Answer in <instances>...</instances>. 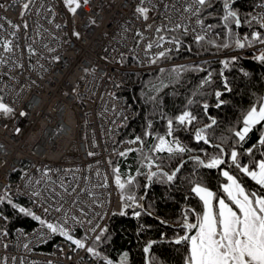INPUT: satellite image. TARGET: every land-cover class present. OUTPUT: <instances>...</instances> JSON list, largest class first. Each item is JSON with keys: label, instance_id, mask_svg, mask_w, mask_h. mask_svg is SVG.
Listing matches in <instances>:
<instances>
[{"label": "built area", "instance_id": "2783aa9c", "mask_svg": "<svg viewBox=\"0 0 264 264\" xmlns=\"http://www.w3.org/2000/svg\"><path fill=\"white\" fill-rule=\"evenodd\" d=\"M23 2L26 0H0L6 9H0V17H4L0 24L4 29H8L9 20L14 24L21 23L19 12ZM190 2L144 0V6L150 9L149 19L144 21L137 18L134 11L139 0H90L88 7L78 11L73 24V17L63 8L61 0H33L24 17L29 24L27 34L23 28L17 32L14 45L18 44L19 48L14 47L13 53L3 54L5 60L0 63V97L15 109L13 116H0V193L9 186L7 190L14 202L24 201L28 208L50 222L62 218L65 212L69 218L76 216L84 221L82 226L75 225L74 234L78 237L83 236L89 227L86 221L94 219L97 213L107 215L104 220L94 219L92 226L107 224L111 213L119 207V194L112 183L108 162L128 147L126 141L117 142V136L124 120L132 114L130 104L119 93L120 89L128 81L130 73L164 65L149 64L143 51V46L155 39V27L164 25L172 28L177 23L188 24L189 38H192V28L199 31L194 18L190 20L183 11ZM261 5L264 4L255 6L256 14L264 13ZM49 7L56 13L55 17L46 11ZM90 18L95 20V24L88 23ZM49 19L54 23L49 24ZM56 23L62 25L60 30L54 27ZM149 24L153 25L152 29L147 28ZM73 27L80 32L79 39L71 36ZM137 30L145 37L140 47H136L139 39L135 35ZM178 31L183 33L182 28ZM161 34L171 38L169 32ZM4 35L6 32L0 30V36ZM212 35L211 30L207 38ZM29 45L36 55L29 56ZM45 45L56 51L49 52ZM129 49L133 51L129 52ZM156 50L153 47L151 51L154 53ZM121 53L124 61L117 63ZM53 55H59L60 60L53 61ZM133 56L143 63H137ZM17 63L22 67H16ZM21 111L27 115L20 117ZM17 127L21 129L19 133L16 132ZM89 151L96 155L88 156ZM45 166L61 170L79 168L80 171L53 172L51 179L56 183L52 185L37 172ZM61 176L65 177L63 183L69 186V191L72 187L77 189V193L80 188L92 189L93 198L101 206L93 204V198L86 192L80 194L79 202L74 205L72 200L75 197L65 195L59 187ZM84 177L89 178L87 182ZM104 177L108 178L109 186L106 189L94 187L102 183ZM37 180L41 183L36 184ZM32 191H39L40 195L31 197ZM57 192L59 197L55 195ZM33 200L36 202L32 203ZM59 204L63 205L61 213L51 210L47 215L43 213V207ZM81 209L87 215L82 214ZM2 217L0 213V264L94 263L84 251L72 252L59 235L49 237L38 221L31 230H9ZM73 223L69 220L70 226ZM3 231L8 235H3ZM38 236L42 238L38 239Z\"/></svg>", "mask_w": 264, "mask_h": 264}, {"label": "snow or ice", "instance_id": "6c2138e0", "mask_svg": "<svg viewBox=\"0 0 264 264\" xmlns=\"http://www.w3.org/2000/svg\"><path fill=\"white\" fill-rule=\"evenodd\" d=\"M213 2L214 0H191L184 7L183 11L188 14L190 20L194 18L195 25L199 28V31L196 28L191 29L193 42L198 46L206 42L218 50L229 48L244 50L260 45L259 54L254 53L251 59L260 65H264V32L253 29V25L256 24L259 29L264 30V13H257L256 15L249 13L242 18L239 11L234 8V0H222V15L217 18L224 30V40L223 43H217L216 40H208L207 38L208 32L216 25L207 24L205 26L204 19L205 12L213 7ZM32 3L33 0H26V2L20 4V24H14L9 20L7 21L8 29H4V26L0 24V30L6 32V35L0 36V49L3 50L0 53V63L5 60L3 54L13 53L14 47L19 48L18 44L14 45L17 32L23 28L25 34H27L29 24L24 17L30 10ZM62 4L66 12L73 17V24H75L74 18L78 11L88 7L90 0H62ZM40 7L43 8L44 5L41 4ZM261 7H264V5H261ZM0 9H5V5L0 4ZM46 11L55 17L56 13L51 7L47 8ZM134 11L137 14V18H142L144 21L149 19L148 13L150 9L144 6V0H139V4ZM37 15H39V10H37ZM0 19H4V17H0ZM48 23L53 24L54 21L49 19ZM88 23L95 24V20L90 18ZM242 24H247L251 30L245 33L243 37L239 33H234L232 27L234 25L236 29H239ZM54 27L60 30L62 25L56 23ZM147 28L152 29L153 25L149 24ZM181 28L184 36L189 35L188 24L177 23L172 28H167L164 25L155 27V39L149 40L143 46V51L149 64L154 65L162 59H171L170 54L173 50L176 52L180 51L183 44L180 38L175 35L168 38L161 33L176 32ZM45 31L47 30L45 29ZM36 35L39 36L40 33L37 31ZM80 35V32L73 27L71 36L79 39ZM135 35L139 37L136 40V47H140L141 41L145 37L139 30L135 32ZM153 47L157 49L154 53L151 51ZM45 48L49 52L56 51V49L49 48L47 45H45ZM27 51L29 56L36 55L35 50L30 45ZM132 51L133 49H129V52ZM188 51H191V47L188 48ZM133 59L137 63H143L136 56H133ZM240 59L241 57L232 55L230 58L219 61L220 65H222L219 75L223 91L217 89L214 93H208V95L214 94V106L217 109L228 103V101L223 99L224 94L233 91L228 77L225 76L224 69L236 65ZM52 60L59 61L60 56L53 55ZM123 61L124 54L121 53L117 63H123ZM16 67H22V65L17 63ZM41 67L43 66L41 65ZM186 67H191L195 71H205V69L197 65H177L170 70L160 68L159 71L160 73L168 71L170 79L178 83L181 73L186 70ZM84 71L87 72L88 69H84ZM239 71L244 77L250 75L243 68H240ZM212 77L213 73L208 71L207 75L200 81V87L211 85L213 83ZM161 87H167V85L161 82ZM72 91L75 92V89ZM156 91H159V88ZM151 99L155 101L157 98L151 97ZM193 103L194 101L189 99L184 110L172 117H166L161 113V119H166L167 121L164 135H153L150 131L153 127V122L148 120L143 136L136 135L134 139H129L125 142L128 147L118 154L121 157H127L131 152L137 153L139 167L134 175L131 173L122 175L119 165L113 167L112 162H108L112 172V183L119 194L118 210L113 211L111 215L124 217L129 214V209H131V217L138 222L143 215H146L158 221L165 228H172L173 235L171 238H169L166 231H161L159 239L149 238L146 241H140L143 244L144 264H158L157 258L151 254V249L156 244L164 243L183 247V264H264V95L256 96L250 106L241 111L236 125L228 129L231 135L220 137L219 142H214L212 136V130L218 124V121L209 115L210 104L204 102L201 105L204 116L207 119V122H204L200 117L188 110V106ZM14 113L15 109L5 103L3 97H0V116L7 118L13 116ZM19 115L24 117L27 113L21 111ZM200 124L202 126H198ZM181 130L189 133L190 141H193L194 145L190 146L188 143H184L176 135ZM254 130L259 133L257 141L250 147H245L249 134ZM20 131L21 129L17 127L16 132L19 133ZM144 138L153 140L152 144L147 145V151L144 150ZM133 145H138V147H133ZM201 145L207 146V148ZM93 146H95L94 143ZM208 148L212 149V151L209 152ZM257 153H259V157H257ZM87 155L91 157L96 155V153L89 151ZM245 156L248 157L247 163L242 162V157ZM185 157H187V160ZM174 160L176 161L175 165L172 164ZM189 161L194 165L193 176L196 175L198 169H215L217 171L218 177L222 179H218L216 191L203 184L201 179H189L188 192L198 200L199 207H182L179 218L175 221H169L156 215L155 201L145 203L148 199L149 190L154 184H166L171 189L173 182L178 179L179 174ZM60 171L65 173L79 172L80 169L61 170L47 166L43 170L37 169L42 179L52 185H55L56 181L51 179L50 174L53 172L59 173ZM97 175H99V172H97ZM141 176L144 177L143 183L138 179ZM245 177L253 182L255 187H249L243 179ZM64 179L65 177H60L61 183L59 187L63 189L65 195L75 197L72 200L74 205L79 202V197L82 193L86 192L90 198L94 197V193L90 188H80L79 193H77V189L72 187L71 191H69V186L63 183ZM76 179L78 180L79 177ZM88 179V177H84L86 182ZM35 183L40 184L41 181L37 180ZM108 186L107 177H104L102 183L94 185V187L105 189ZM8 187L6 186V190L0 193V204L6 203L17 213L38 221L41 228L47 230L49 237L59 235L68 243L72 252L77 250L84 251L95 264H129V253L127 251L121 252L119 259L114 260L101 250L102 245L111 240L109 229L107 225L102 227L99 223H96L95 226L92 225L94 219L104 220L107 213L105 215L97 213L94 219H88L86 222L89 227L83 236L78 237L74 234L75 225L79 224L82 226L84 221L79 220L76 216L69 218L65 212L62 218L50 222L37 215L33 209L15 203L13 197L9 195ZM49 191H52V189H49ZM189 194L184 196L185 201L189 200ZM39 195V191L30 193L31 197ZM55 195L59 197L60 193L57 192ZM35 202V200L32 201V203ZM93 204L97 207L101 206V203L94 198ZM50 210L61 213L63 205L43 207L45 215L49 214ZM81 211L82 214L87 215V213H83L82 209ZM2 218L5 221L8 219L7 216ZM69 220L74 222L71 226L69 225ZM151 227V225L138 223L137 236L139 237L140 233L148 232ZM2 234L8 235L6 231H3ZM37 238L41 239L42 237L38 236ZM25 247L27 248L28 245H25Z\"/></svg>", "mask_w": 264, "mask_h": 264}, {"label": "trees", "instance_id": "16d2710c", "mask_svg": "<svg viewBox=\"0 0 264 264\" xmlns=\"http://www.w3.org/2000/svg\"><path fill=\"white\" fill-rule=\"evenodd\" d=\"M257 4H264V0H234V8L239 11L242 18L249 13L256 15L254 9ZM219 15H222V0H214L213 7L204 14L205 25H216L212 29L213 35L208 40H216L217 43H223L224 30L219 24L217 18ZM232 27L233 32L239 33L241 37L251 31L247 24H242V27L239 29H236L234 25ZM253 29L264 32L256 24L253 25ZM169 35H175L182 40L183 44L180 51L172 52L170 54L171 59H162L157 63L164 64L163 66H158L147 71L130 73L128 81L120 89L119 93L125 96L130 104L132 114L124 120L119 128L117 142L134 139L136 135L143 136V131L147 126L148 120L153 122V127L150 129L153 135H164L167 121L166 119H161V113L166 117L177 115L184 110L189 99H192L194 103L188 106V110L192 111L204 122H207V119L204 116L201 105L204 102L210 104L209 115L218 121V124L212 130V136L214 142H219L220 137L231 135L228 129L236 125L241 111L247 109L256 96L264 95V65H260L251 59L254 53L259 54L260 45L244 50H235L234 48L218 50L206 42L198 46L193 42L192 38L184 36L178 30L171 32ZM189 47H191V51H188ZM230 53L241 57V59L236 65L224 69L225 76L228 77L233 91L224 94L223 99L228 101V103L217 109L214 106V94L208 95V93H214L217 89L223 91L219 75L222 65H220L219 61L224 58H230L232 56ZM220 54L225 56L217 58L216 56ZM177 65H197L205 69V71H195L191 67H186V70L181 73L178 83L170 79L168 71L164 73H160L159 71L160 68L170 70ZM240 68L249 72L250 75L244 77L239 71ZM208 71L213 73V83L201 88L200 81L207 75ZM161 82L167 85V87H161ZM157 88H159V91H156ZM151 97H156L157 99L154 101ZM198 126H202V124ZM176 135L184 143H188L190 146L194 145V142L190 141L188 132L181 130ZM258 136L259 133L255 130L250 133L245 147H250L255 143ZM144 139V150L147 151V145L152 144L153 140ZM203 147L207 148V146ZM208 151L211 152L212 149L208 148ZM257 157H259V153H257ZM185 159L187 160V157ZM242 162L247 163L248 157H242ZM175 163V160L172 161L173 165ZM116 165H119L122 175L128 173L134 175L136 169L139 167L137 153L131 152L127 157H121L117 154L112 161V166L115 167ZM193 169L194 165L189 161L179 174L178 179L173 182L171 189L166 184H154L152 186L145 203L155 201L154 208L156 215L169 221H175L179 218L182 207H199L198 200L188 192L189 179H201L203 184L207 185L211 190L216 191L218 179L222 178L218 177L215 169H198L195 176L192 174ZM138 179L143 183L144 177L141 176ZM243 179L249 187H255L253 182L246 177ZM186 194H189L190 197L188 201L184 200ZM15 203L28 208L27 204L22 200ZM0 213L8 217L9 230L13 228L31 230L36 224L30 217L17 213L6 203L0 204ZM138 223L151 225L152 227L148 232L140 233L138 237ZM106 225L109 229L111 240L102 245L101 250L114 260L119 259L121 252L127 251L129 253V264H144L143 244L140 241H146L149 238L159 239L161 231H166L169 238L173 235L172 228H165L152 217L143 215L139 222L133 219L131 217V209H129L127 216H111ZM151 254L157 258L158 264L160 262L162 264H183L184 249L181 246H173L166 243L156 244L151 249Z\"/></svg>", "mask_w": 264, "mask_h": 264}, {"label": "rangeland", "instance_id": "374dc122", "mask_svg": "<svg viewBox=\"0 0 264 264\" xmlns=\"http://www.w3.org/2000/svg\"><path fill=\"white\" fill-rule=\"evenodd\" d=\"M62 1V0H61Z\"/></svg>", "mask_w": 264, "mask_h": 264}, {"label": "water", "instance_id": "95a60500", "mask_svg": "<svg viewBox=\"0 0 264 264\" xmlns=\"http://www.w3.org/2000/svg\"><path fill=\"white\" fill-rule=\"evenodd\" d=\"M225 59V58H224Z\"/></svg>", "mask_w": 264, "mask_h": 264}]
</instances>
